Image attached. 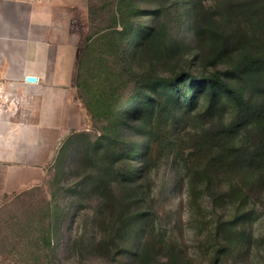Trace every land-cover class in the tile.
<instances>
[{
	"label": "rangeland",
	"instance_id": "obj_1",
	"mask_svg": "<svg viewBox=\"0 0 264 264\" xmlns=\"http://www.w3.org/2000/svg\"><path fill=\"white\" fill-rule=\"evenodd\" d=\"M179 1L87 0L74 10V37L89 49L76 67L70 137L41 182L0 186V264H264V187L233 194L241 175L202 173L207 104L192 114L171 106L162 83L211 60L195 56L191 9ZM178 13L182 48L153 55L144 29L156 14ZM116 14H125V30Z\"/></svg>",
	"mask_w": 264,
	"mask_h": 264
},
{
	"label": "trees",
	"instance_id": "obj_2",
	"mask_svg": "<svg viewBox=\"0 0 264 264\" xmlns=\"http://www.w3.org/2000/svg\"><path fill=\"white\" fill-rule=\"evenodd\" d=\"M187 1L191 9L190 34L200 49L195 56L201 58L209 53L211 60L201 66L199 74H192L183 66L174 79H162L164 87L173 90L169 103L187 109L189 114L195 113L200 104H207L204 115L209 118L211 128L205 141L204 175L219 169L224 174L235 171L244 182L231 188L233 194H240L244 186L264 187V0H215L208 6L203 0ZM124 15L116 14L113 23L120 20L125 30ZM156 22L144 29L141 39L147 40L142 45L153 55L162 56L181 49L183 44L175 34L184 30L183 15L156 14ZM140 27L139 22L133 25V37ZM117 33L123 41L126 33ZM88 49L86 46L83 50ZM225 59H230V67L217 70ZM148 82L153 83L154 79ZM192 91L197 95L195 100H191ZM178 96H182L181 100ZM173 113L168 116L175 120L177 114ZM184 119L185 116L180 122ZM154 120L151 135L158 122Z\"/></svg>",
	"mask_w": 264,
	"mask_h": 264
},
{
	"label": "crops",
	"instance_id": "obj_3",
	"mask_svg": "<svg viewBox=\"0 0 264 264\" xmlns=\"http://www.w3.org/2000/svg\"><path fill=\"white\" fill-rule=\"evenodd\" d=\"M86 1L0 0L4 192L11 180L17 189L41 182L70 134L76 67L84 49L73 34V12ZM26 76H35L37 82L26 83Z\"/></svg>",
	"mask_w": 264,
	"mask_h": 264
},
{
	"label": "water",
	"instance_id": "obj_4",
	"mask_svg": "<svg viewBox=\"0 0 264 264\" xmlns=\"http://www.w3.org/2000/svg\"><path fill=\"white\" fill-rule=\"evenodd\" d=\"M25 82L26 83H36L37 78L35 76H26L25 77Z\"/></svg>",
	"mask_w": 264,
	"mask_h": 264
}]
</instances>
